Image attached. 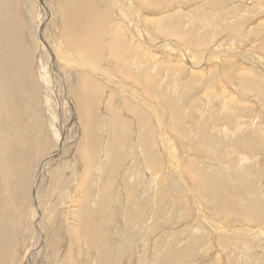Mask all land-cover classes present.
Listing matches in <instances>:
<instances>
[{
    "label": "rangeland",
    "instance_id": "rangeland-1",
    "mask_svg": "<svg viewBox=\"0 0 264 264\" xmlns=\"http://www.w3.org/2000/svg\"><path fill=\"white\" fill-rule=\"evenodd\" d=\"M158 1L164 13L149 17L154 33L150 25L145 29V50L152 55L147 62L154 57L157 71L132 72L125 54L115 61L108 52L98 67L112 72L114 84L106 83L108 89H99L96 97L87 82L104 80L79 68L73 50L65 51L74 59L59 67L71 85L77 78L79 88L89 90L90 112L84 114L70 99L83 129L68 131L64 157L41 176L47 239L35 264H116L112 260L120 252L125 264H264V221L239 219L264 209V0ZM50 2L53 31L47 40L61 48L60 9L57 0ZM16 3L24 55L18 53L20 88L11 104L16 113L0 109V264L28 263L38 238L32 203L38 172L57 151L60 124L72 121L73 111L70 102L60 103L59 89L41 78L42 64L46 77L54 76L51 53L38 32L37 0ZM113 16L112 30L124 33L116 27L121 18ZM109 29L103 37L111 52ZM152 38H158L156 52ZM127 74L133 82L126 81ZM134 77L144 80V87ZM135 94L159 118L134 101ZM85 146L93 149V168L81 150ZM213 205L232 206L231 220L218 217ZM116 208L129 218L115 219L114 234L108 223ZM123 224L129 227L121 241L117 226ZM98 236L111 242L107 250Z\"/></svg>",
    "mask_w": 264,
    "mask_h": 264
},
{
    "label": "bare ground",
    "instance_id": "bare-ground-1",
    "mask_svg": "<svg viewBox=\"0 0 264 264\" xmlns=\"http://www.w3.org/2000/svg\"><path fill=\"white\" fill-rule=\"evenodd\" d=\"M37 3H38L39 8H40L39 11L41 12V13H39L40 17L38 18L40 20L39 26H38L39 31L38 30L37 31L40 32L39 34L41 35L40 36L42 39L41 41L43 43L45 50L48 52L47 49H49V51L51 53V58H52L53 62H52V65L50 64L51 65L50 71L52 72V74L54 76L53 80L48 79V77H46L47 74L45 75V73H44L46 69H45L44 65L42 64L41 71H40L41 78L43 79V81H45V84L47 86L49 85L48 87H51L53 89H59L60 95H58V99H59V101H61L60 103H63L65 105L66 101L70 102L73 106V111L70 113V115H71L70 118H72V121L60 124V125H62L60 128L61 137H60V140H58L59 141V147L57 148V151H55V153L52 154V156L50 158H48L47 160L44 161V163L42 164V166L38 172L39 176L37 179V183L35 184L34 191H33L34 193L32 196V203H33L34 215H35L34 216V222H35V227H36L38 238H37L36 244L34 245V248L29 250V252H28V256H27V262L28 263L27 264H35V261L38 260V259H36L38 254H41V253L44 254V252L46 251L45 249H46L47 236L45 233V229L43 228V219H44L45 213H44V210L42 209L43 207L40 203L41 188L44 187V186L41 187V179H42L41 176L43 175V173L46 172V169H48L50 163H53V162L58 163L64 157V154H65L64 151H66L65 147L67 146V139L69 138L68 137V131L71 128H75V127L79 130H81V128H82V124H81L82 121L80 122L81 119L79 116L80 112L78 110V112L76 113L77 108L75 109V107H74L75 105L72 103L73 101H71L70 99L73 100V98H74V100H75L74 102L76 103L77 107L79 109L82 107L84 114L86 113V110H87V112H90V109L88 110L87 106H86L90 100L89 99V97H90L89 90H87L88 91V93H87V91L85 89H82V87L80 89L79 87L81 84H80V81L77 80V78H75L76 82L74 81L75 83H73L71 85L69 82V77L66 76L64 73L66 70L59 67V66H61L62 62H63V64H64V62H66V64L69 62L71 63V61H69V60L72 58H70V56H68L66 54V52L69 53V51L73 50L72 53L76 54L75 57L78 58L80 61V64L78 66L79 68H83L84 66L88 67L87 71L89 72V74H93L94 76L101 78L102 81L104 80L105 83H103V82L99 83V82H95L93 80H92L93 83H91V80L89 81V83L87 82V84L92 86V89L95 90V92H96L95 96L98 97V96H100V94L98 93L99 89H101V90H107L108 89V87H105L106 83L109 84L111 87L114 84L113 81H111V78L113 77L112 72L111 71L107 72V70H102V68L98 67V62H100L103 58V55L107 54L108 52H109L108 56L113 58L112 60H115V61L117 60L119 53L125 54L123 61H125L126 58L128 59V67L132 68V70L134 68V70L132 72H134L136 69H139V70H141L140 71L141 75H145L144 73H147L149 71L150 72L157 71L158 63L154 57L150 60L151 65L148 64V62H147L148 58H150L152 55L148 54V51L145 50L146 49L145 48L146 43L148 41V37H147L148 31H145V29L150 24L154 25V21L152 19H149V17H154L156 14L160 15V14L164 13L163 12V6L164 5L160 6L158 0H57L58 7L60 9V13H59L60 18L57 16V19H58L57 23L59 25L58 28H60V30L63 34L62 37L64 40V42H63L64 44L61 48H53L52 44L50 43L51 41L47 40L48 36L46 35L48 33V30L50 29L52 22H53L52 18H54V13L52 11V9H53L52 3L50 2V0H37ZM136 3H138L139 6L141 7V9L139 11H138L139 7L137 6ZM162 3H164V2H162ZM164 4L166 5L167 3H164ZM0 8H1L0 12H2L1 18H0V21H1V24H0V109L2 107H5L2 110L9 111L11 108V114H12V113H16V112L14 111V108L11 107L12 106L11 104H12V102H14L17 99V97H16L17 90H18V88H20V86L17 87L18 85L16 83V76H17V68L16 67L18 66V62L20 60L18 53L21 52L24 55V51H23V48H22L21 43H20V41H21L20 40V32H21L20 27H21V25L19 22V18L16 16V8H17L16 0H0ZM149 9H154V10L150 11ZM109 14H110V16L115 14V16L117 18L118 17L121 18L120 22H116L117 25L119 24L116 27L120 31H123L125 34L122 32L116 31L117 29L112 30L113 29L112 26L115 25V22L113 19L114 16L111 18L112 19L111 20L109 18ZM153 25H150L151 29L149 30L152 33H154L156 30L155 28H153ZM108 28H110L109 30H110V33L112 34L113 45L111 48V52L106 49L105 44H104V37H103V33L105 31H108ZM50 30H52V29H50ZM54 33H55V31H54ZM56 33H55V35H56ZM56 37L58 39V35ZM157 41H158V38H152L151 43L149 42L151 44V46L153 48H155V52L158 48H160V46L157 47V44H156ZM50 44H51L52 49L50 48ZM158 45H160V44H158ZM134 47L136 48V50L134 49ZM186 54H188V53H185V55ZM245 55H247V54H245ZM245 55H243L241 57L246 58ZM141 56H143L144 58L141 59ZM120 57L121 56L119 55V58ZM26 60H27V58H26ZM260 60L264 61V58H261ZM232 61L233 60H231V62L229 61V63L232 65L235 64ZM260 64L263 65L262 63H260ZM223 65H225V62ZM106 67H105V69H106ZM14 68H16L15 71H14ZM139 70L137 71V73H140ZM85 71H86V69H85ZM127 73H129V72H127ZM25 74H27V69L24 70V73L21 76V78H24L26 80V82L24 81L26 84L27 83V78H26L27 75H25ZM127 75H126L127 76L126 81L130 83V81H132L131 76L129 74H127ZM102 76H104V77H102ZM18 77H19V75H18ZM140 78H142V77H140ZM142 79H144V78H142ZM1 81H3L4 83H2ZM134 81L136 83H138L137 85H139V87H142V86L144 87V85H143V83H145L144 80H136L134 77ZM71 86H73V88H72L73 90L71 89ZM68 88H70V89H68ZM141 98L142 97L136 96V94H135L133 99H134V101H139L140 104L143 106V108L146 109V107H147V109H151V114L156 119L159 118V115H158V112L156 111V109L151 107L149 105L148 101H145V100L142 101L143 99H141ZM4 104H5V106H4ZM148 105L150 107H148ZM61 106L63 107L62 104H61ZM64 109H63V111H64ZM69 110H71V109H69ZM236 110L239 111L238 108ZM59 112L61 113V111H59ZM140 112H141V110H140ZM135 113H136V116H137V114H139V112L137 110L135 111ZM142 113H143V111H142ZM140 115H142V114H140ZM237 115H238V112H237ZM8 116L10 117L13 115H10V113H9ZM78 116H79V118H78ZM86 116H88V115H86ZM89 121H91V120H89ZM88 125H86L85 127H87ZM160 125H161V123H160ZM88 129L91 130L92 125ZM57 133H56V135H57ZM160 136H161V134H160ZM241 140H243V139H241ZM164 143H165V140H164ZM87 144H90V143L87 142ZM238 144H242V142H238ZM153 147L151 145V149H153ZM174 148L176 149V147H174ZM238 148L240 149L241 146H239ZM81 150L83 152L87 153V157L90 161V167L92 165V168H93L94 160L92 158L93 156L91 155V153L93 152V149L89 146H85ZM102 155H104V154H102ZM107 157H109V155H106V158ZM146 159H147V157L143 158L144 165H146L148 163L146 161ZM106 160H105L106 163L105 162L104 163L107 165L108 158ZM46 174H48V173H46ZM110 183L112 184V181ZM117 190H118L117 191V195H118L119 189H117ZM130 192H131V190H130ZM141 199H142V197H139L137 200H134V201L136 202V204H140V202L143 200V199L142 200ZM213 206H214V209H216L214 212H216L215 214L218 217L223 218V220L226 222L227 221L229 222L231 220L230 219L231 216L229 214L231 213L232 209L234 210V208H232V206L228 205V207L223 208V209H220L219 205H213ZM138 210H140V207L138 208ZM122 218L124 220V219H128L129 217L124 215V212H121V213H119V211L117 212V208H116L113 211L112 217L108 223V226H109L108 229H111V230L113 229L114 232L113 231L112 232L114 234H115V228H116V225H114V221H115V219L117 221H121ZM239 219L244 221V222H247L248 224H252V223L254 224V222H255V224H258L259 220L264 221V209L261 210L259 213H250L248 215L242 214V216H240ZM242 221H241V223H242ZM256 221H258V222L256 223ZM124 223H125V220H124ZM127 227H129V225H127V224H125V225L123 224L122 226H117L118 231H120L119 234L122 235L121 241L125 239L124 236H126V234H127V232H126ZM219 229L220 228H218L217 230H219ZM56 237H57V241H58V238H59L58 235H56ZM61 240H62V236H61ZM97 240L102 245L104 243L102 248L104 250H107L106 248H107L110 241H108L104 236L103 237L98 236ZM100 249H99V251H101ZM113 251H110L107 253L109 257H112V256L115 257L114 253H111ZM114 252H116V251H114ZM127 255H128V250H127ZM125 256H126V254H123L122 252H120L118 256L113 258L112 261L116 264H125V259H124V258H126ZM47 260H48V258H47Z\"/></svg>",
    "mask_w": 264,
    "mask_h": 264
}]
</instances>
